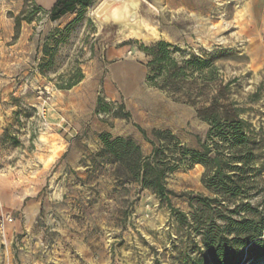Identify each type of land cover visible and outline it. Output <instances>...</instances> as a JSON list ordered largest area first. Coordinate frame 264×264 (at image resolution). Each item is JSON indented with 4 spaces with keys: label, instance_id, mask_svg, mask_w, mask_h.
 Returning <instances> with one entry per match:
<instances>
[{
    "label": "rangeland",
    "instance_id": "374dc122",
    "mask_svg": "<svg viewBox=\"0 0 264 264\" xmlns=\"http://www.w3.org/2000/svg\"><path fill=\"white\" fill-rule=\"evenodd\" d=\"M50 1L0 0V264L207 259L194 230L180 227L165 203L114 178L98 156L99 135L128 137L149 155L146 136L157 144L152 132L166 130L198 149L209 126L197 111L221 90L222 103H234L264 139V0H138L139 17L166 35L149 43L96 16L109 0L56 20L50 11L57 0ZM159 42L173 47L179 63L195 57L211 65L207 96L176 101L148 82L144 48ZM209 70L189 77L192 91L207 83ZM203 171L185 165L167 187L214 197L201 183ZM244 202L264 213V173ZM171 203L192 213L184 197Z\"/></svg>",
    "mask_w": 264,
    "mask_h": 264
},
{
    "label": "trees",
    "instance_id": "16d2710c",
    "mask_svg": "<svg viewBox=\"0 0 264 264\" xmlns=\"http://www.w3.org/2000/svg\"><path fill=\"white\" fill-rule=\"evenodd\" d=\"M97 0H57L50 11V18L58 19L76 9L84 10ZM173 48L159 42L144 48L150 58L148 82L166 90L176 101L195 104L207 96L213 70L211 65L195 57L182 63L172 58ZM209 68L203 77L207 83L193 89L187 83L194 73ZM81 79V76H80ZM180 93L176 94L178 90ZM221 90L207 97L208 106L197 111L200 119L209 126L205 141H198V149L182 144L170 131L154 130L149 155L128 137H112L102 132V148L98 154L113 168L114 178L120 183H135L141 190H148L165 203L180 227L194 230L200 252L205 254L192 264H264V213L244 202L255 181L264 173V139L255 137L252 125L239 117L240 109L234 103L224 104ZM121 110L123 106L119 107ZM99 111L108 112L100 105ZM114 117L129 118V114ZM144 134V132L141 130ZM185 165L204 168L201 183L214 197L192 193L177 194L167 187V178ZM184 197L192 210L190 215L175 208L171 197ZM231 204L232 208H229Z\"/></svg>",
    "mask_w": 264,
    "mask_h": 264
},
{
    "label": "bare ground",
    "instance_id": "6f19581e",
    "mask_svg": "<svg viewBox=\"0 0 264 264\" xmlns=\"http://www.w3.org/2000/svg\"><path fill=\"white\" fill-rule=\"evenodd\" d=\"M116 1H119V7H114L109 12H106L107 5L112 3V0L108 1L97 10L96 16L103 22L121 26L125 35H130L134 38L137 37L146 43L156 40L162 36L166 37L164 33H160L149 27L146 22L139 17L138 10L140 5L138 0ZM132 15H135L134 19L130 18Z\"/></svg>",
    "mask_w": 264,
    "mask_h": 264
},
{
    "label": "water",
    "instance_id": "95a60500",
    "mask_svg": "<svg viewBox=\"0 0 264 264\" xmlns=\"http://www.w3.org/2000/svg\"><path fill=\"white\" fill-rule=\"evenodd\" d=\"M109 1H111V0H109ZM108 2V1H107ZM106 2V3H107ZM120 6V3H119V1H116V0H112V3L110 4V5H107V10H106V12H109L111 9H113L114 7H119ZM131 19H134L135 18V15H132L131 17H130ZM101 20V19H100ZM103 22V21H102Z\"/></svg>",
    "mask_w": 264,
    "mask_h": 264
},
{
    "label": "crops",
    "instance_id": "0c3cea01",
    "mask_svg": "<svg viewBox=\"0 0 264 264\" xmlns=\"http://www.w3.org/2000/svg\"><path fill=\"white\" fill-rule=\"evenodd\" d=\"M189 1V0H188ZM191 1H196V0H191ZM200 1V0H199ZM202 1V0H201ZM55 0H51L50 3L47 5L48 7H51L54 4ZM187 3V2H186ZM188 7L191 8L190 3L186 4ZM192 10H194V8H191Z\"/></svg>",
    "mask_w": 264,
    "mask_h": 264
}]
</instances>
